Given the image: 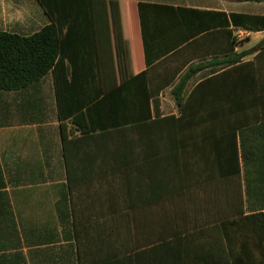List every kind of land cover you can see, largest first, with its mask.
Masks as SVG:
<instances>
[{"label":"crops","instance_id":"obj_1","mask_svg":"<svg viewBox=\"0 0 264 264\" xmlns=\"http://www.w3.org/2000/svg\"><path fill=\"white\" fill-rule=\"evenodd\" d=\"M96 4L95 29L64 40L74 83L102 97L151 66L153 90L178 72L159 91L160 118L180 114L171 90L187 70L192 33L221 28L216 13L228 21L264 16V1L255 0ZM49 23L37 0H0L1 31L28 36ZM227 28L249 38L235 52L264 47V30ZM67 68L64 60L58 77ZM244 71L192 77L179 126L82 134L66 119L64 143L54 73L0 90V264H264V159L244 162L234 131L258 111L245 95L236 109H223Z\"/></svg>","mask_w":264,"mask_h":264},{"label":"trees","instance_id":"obj_2","mask_svg":"<svg viewBox=\"0 0 264 264\" xmlns=\"http://www.w3.org/2000/svg\"><path fill=\"white\" fill-rule=\"evenodd\" d=\"M37 1L50 20L48 25L28 36L0 30V90H19L40 80L49 72L54 73L63 143L66 142V124L64 123L66 119L80 129L82 134L88 129H99L104 132L159 123L167 127L179 126L184 122V115L188 111L189 105L187 101H184V91L192 77L198 74L204 82L208 77L218 75L221 69L232 71L241 68L246 71L243 72L239 85L231 87L229 92L231 101L228 104L224 102L223 109H236L238 97L242 98L245 95L248 98L249 104L255 107L258 113L247 120V124L234 129L238 131L241 158L244 162L254 156L264 159V47L257 52L253 50L235 52V47L243 46L249 38L238 40L234 32L227 28L231 25L251 32L262 31L264 16L230 14L228 21L223 13H216L223 18L222 23H219L221 28L205 30L204 34H201L203 30L199 31V28L196 30L198 33H192L191 42L187 47L185 46V48L192 47L191 55L181 66L182 69L188 65L187 70L179 76L178 82L171 90L172 97L180 108V114L178 117L160 118L157 99L159 91L173 84L178 72L167 79L164 86L156 90L147 85L150 70L155 68L151 66L146 72L104 93L102 97L99 91L94 95L81 94L80 90L83 88H79L74 83L76 80L75 57L72 54L73 51L65 47L64 40L68 39L72 33L90 32L95 29L96 14L94 12L98 10L97 0ZM208 38H215L214 47L208 44ZM249 55H253V58L243 62V59ZM64 60L68 63V68L62 69L58 77V67L60 68ZM194 60L196 63L192 62ZM69 78L71 81L68 87L62 86V83ZM233 99L236 100L233 101ZM233 150L237 159L236 140L230 153H233ZM260 209H264V204Z\"/></svg>","mask_w":264,"mask_h":264},{"label":"built area","instance_id":"obj_3","mask_svg":"<svg viewBox=\"0 0 264 264\" xmlns=\"http://www.w3.org/2000/svg\"><path fill=\"white\" fill-rule=\"evenodd\" d=\"M234 36L238 39V40H243V38L245 37L244 36V33L242 31H239V30H234Z\"/></svg>","mask_w":264,"mask_h":264},{"label":"rangeland","instance_id":"obj_4","mask_svg":"<svg viewBox=\"0 0 264 264\" xmlns=\"http://www.w3.org/2000/svg\"><path fill=\"white\" fill-rule=\"evenodd\" d=\"M5 8H6V6H5ZM7 9V8H6ZM260 46V45H259Z\"/></svg>","mask_w":264,"mask_h":264}]
</instances>
